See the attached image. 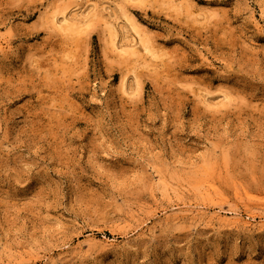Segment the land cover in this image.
I'll return each instance as SVG.
<instances>
[{"label": "rangeland", "instance_id": "1", "mask_svg": "<svg viewBox=\"0 0 264 264\" xmlns=\"http://www.w3.org/2000/svg\"><path fill=\"white\" fill-rule=\"evenodd\" d=\"M0 264H264V0H0Z\"/></svg>", "mask_w": 264, "mask_h": 264}, {"label": "bare ground", "instance_id": "2", "mask_svg": "<svg viewBox=\"0 0 264 264\" xmlns=\"http://www.w3.org/2000/svg\"><path fill=\"white\" fill-rule=\"evenodd\" d=\"M64 15H65V14H64ZM69 17H70L69 15H68V16L65 15V17H64V21L62 20V22H64L65 24H67L68 27L70 26L71 28H69V29H73V27L76 25V24H75V22H76L75 20H76V19H75V16H74V15H73V17H71V18H69ZM78 18H79V17H78ZM81 19H82V18H81ZM77 23H78V22H77ZM67 25H66V26H67ZM115 31H116V30H115ZM211 217H212V216H211ZM219 217H220V216H219ZM219 217H218V218H219ZM215 219H216V218H215ZM220 220H221V219H220ZM224 220H225V219H224ZM229 220H230V219H229ZM229 220H225V222H228V223H229ZM234 221H236L235 218H234ZM223 222H224V221H223ZM236 222H237V221H236ZM231 223H232V222H230L229 225H231ZM233 225H234V224H233Z\"/></svg>", "mask_w": 264, "mask_h": 264}]
</instances>
